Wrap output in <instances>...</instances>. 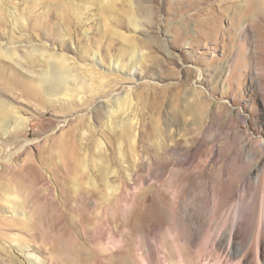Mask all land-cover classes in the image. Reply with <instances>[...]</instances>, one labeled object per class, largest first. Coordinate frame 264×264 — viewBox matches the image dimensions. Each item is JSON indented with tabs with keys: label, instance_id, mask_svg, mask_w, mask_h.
<instances>
[{
	"label": "rangeland",
	"instance_id": "374dc122",
	"mask_svg": "<svg viewBox=\"0 0 264 264\" xmlns=\"http://www.w3.org/2000/svg\"><path fill=\"white\" fill-rule=\"evenodd\" d=\"M92 1L0 0V43L46 47L83 77L126 69L80 101L4 98L27 122L0 128V264H167L174 250L255 264L257 240L264 264V0ZM5 63L0 84L3 65L26 80ZM130 123L132 145L116 128Z\"/></svg>",
	"mask_w": 264,
	"mask_h": 264
},
{
	"label": "bare ground",
	"instance_id": "6f19581e",
	"mask_svg": "<svg viewBox=\"0 0 264 264\" xmlns=\"http://www.w3.org/2000/svg\"><path fill=\"white\" fill-rule=\"evenodd\" d=\"M96 2L97 4L100 2L99 4L101 5V8L104 7V4H106L104 3L103 0L92 1L93 4H95ZM112 3H114L113 0L112 1L110 0V3L107 2V4L109 5ZM139 19L140 16L138 17L137 14H134L131 19L132 22L131 24L133 25L135 32L141 34L142 36H145L146 29L141 24ZM114 34H117L119 37H121L124 42L131 44V40L126 36H124L122 33L114 31ZM71 42H72L71 44H73V41ZM132 46L134 48V44L131 45V48ZM34 56H38V58L41 57L40 59L42 60L43 63L39 60L40 61L38 65L39 67H34L33 66L34 64L30 63L27 60L28 58H32ZM0 61L1 62L5 61L6 63L10 64V66H12L14 69L19 71V73L20 71H23L27 76L26 80L22 79L15 72L9 71L4 65L2 66V70L7 75V80L2 79L3 81L0 84V96L3 97V99L0 98V128L3 132L4 137L8 135L11 127L20 128L23 127L24 124H26L24 122H27V119L23 118L20 115V112L15 107L12 106L8 100L4 99V98H8L9 93H13L14 95L16 94L21 96L31 95L38 98H46L50 102H58V101L66 102L69 100L80 101L82 100V96L85 94L87 87H89L90 91H93L94 97L96 95L99 96L100 94H102V90L100 89V87L106 81H109L108 79L111 77V75H113L111 74V71L119 72L121 70L122 71L126 70L125 67L121 65V63H119L118 60L116 65L113 66V68L107 66L105 67V69H102V67L98 68L97 66L95 67V65L94 66L85 65L87 68L86 72L88 73V75H85V77H83L82 75L84 74L80 72L76 73L75 64H73V62L71 63L64 55L55 53L53 50L50 51L46 47L41 48L37 45H33L28 47L26 56H24L16 48L12 46V43H8V44L0 43ZM135 75L139 76V74L136 71H135ZM10 78H16V80L12 81ZM86 78H90L93 83L89 85L88 82H86ZM128 99H129V93L125 94L123 97L115 98L112 102H108L109 105L108 104L102 105L101 108L110 109L109 107H111V110L109 111L111 114V112H113L112 105L113 107L114 106L116 107L121 104L122 106L120 105V107H123L125 103L128 102ZM108 120L109 123L110 122L112 123L111 119ZM116 128L119 129L120 131H124L127 134V139L128 138L131 139L130 141L132 145V142H134L132 135V124L131 123L127 124V126L124 128L118 125ZM96 144L98 148L97 151L100 154L99 161L103 162L102 164L104 165L105 157L102 152L104 143L101 140H98ZM77 157L75 156V158ZM81 164H83L84 167L86 166L84 162H82ZM107 172L108 171H106V174ZM5 213H9L11 214L9 215V217L13 216V218H15L14 214H16V211L15 210L13 211V208H9ZM237 227L238 225L236 224L233 225L231 229V237L234 236ZM260 245L261 244L259 240L249 244V247L251 246L254 252L255 264H262ZM27 247L28 246H26V248ZM26 248L25 249L20 248L19 250L24 251L26 250ZM210 248L215 249V245L214 244L210 245L209 250ZM201 256L202 255L197 256V260L195 259L196 260L195 264H208L207 262L201 260L202 259ZM27 258L32 264H42L39 263V261L33 260L32 257L30 256H27ZM237 259H239V255L233 254L229 256V259L225 263L219 260L216 264H240L239 262H237ZM167 264H186V263L177 257L174 250V252L172 251L168 253Z\"/></svg>",
	"mask_w": 264,
	"mask_h": 264
}]
</instances>
